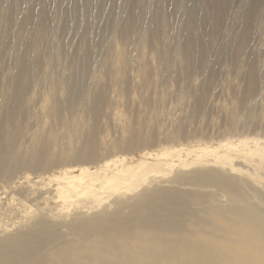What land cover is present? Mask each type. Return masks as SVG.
I'll list each match as a JSON object with an SVG mask.
<instances>
[{
	"label": "rangeland",
	"instance_id": "374dc122",
	"mask_svg": "<svg viewBox=\"0 0 264 264\" xmlns=\"http://www.w3.org/2000/svg\"><path fill=\"white\" fill-rule=\"evenodd\" d=\"M158 1L0 0V264H207L264 217V0Z\"/></svg>",
	"mask_w": 264,
	"mask_h": 264
},
{
	"label": "bare ground",
	"instance_id": "6f19581e",
	"mask_svg": "<svg viewBox=\"0 0 264 264\" xmlns=\"http://www.w3.org/2000/svg\"><path fill=\"white\" fill-rule=\"evenodd\" d=\"M186 31H187V28H186ZM197 49L195 48V50L190 53L192 58L196 60H198L199 54H200L198 53L199 49L198 50ZM254 145H255V149L251 153L254 152L261 158H264V146L259 144L258 141H255ZM218 158L221 160L223 164L227 165L229 169L232 170L233 168H235L233 167L235 165L232 164L230 161H228L227 158L217 157V159ZM107 166L108 164H105V167ZM131 168L132 167H127L125 169H122L120 171V174L116 175L114 178H118L119 180H122L123 182L128 181L131 178L129 177V173H131ZM141 168H142L141 165L136 166L137 171L141 170ZM131 176L133 177L135 175H131ZM87 180L80 178L78 180L66 181L62 183L56 182L55 187H54V192L58 194L59 198H62L64 200H67V199L72 200L73 197H75L78 194H81V196L89 195L91 193V187L93 186L92 182H94L95 180L94 178L87 179ZM130 180L134 181L132 179ZM103 185H104V182L100 181L98 184V188H102ZM115 190H118V189L115 187ZM71 191L73 193H71ZM240 227L243 230V234H244L242 239L240 241L238 240V242H231L230 247H227V248L223 247L222 245L211 246L206 251L207 255L204 256V259L208 261L207 264H243L239 262L238 260L239 257L236 258L237 260L236 262L238 263L234 261H230L229 259L224 260L225 258L229 257L231 254L237 255L240 252H244L241 254H244L249 257L247 260L244 261L246 262V264H264V217H260V218L255 217V218H249L247 220H244L241 223ZM102 234L104 235V232H102ZM185 238H186L185 236H182L180 238L178 237L179 240L177 241L182 242L181 240H184ZM143 240H144L143 241L144 243H147L149 241L151 244H153V248H155V250L149 251L147 253L150 264H192L194 262L190 257L192 250H195L194 242H190L188 248H185L184 250L179 251L178 248L175 247L176 245H178L177 241H174V239L172 238V235H170L169 233L167 234L158 233L157 236L152 239L149 238L147 234H145L143 237ZM9 246L11 247L18 246V243L15 240H13V238L10 236L0 240V257L1 258L5 256L6 250ZM213 251H219L221 253L220 254L221 257L219 258L210 257L209 254L213 255L212 254ZM228 252L231 254H229ZM133 253H135L136 255H140L142 251L137 249V250H133ZM122 255H125V254L117 253L115 257L117 258V260H119L123 264V262L125 261L124 259H122ZM58 260H59L58 264H63L62 259H58ZM138 260L139 259H134L132 262H130V264H133V263L134 264H145L144 260H139V261Z\"/></svg>",
	"mask_w": 264,
	"mask_h": 264
}]
</instances>
